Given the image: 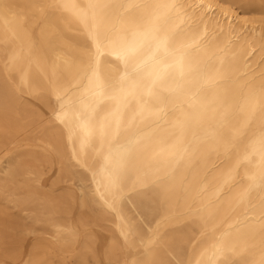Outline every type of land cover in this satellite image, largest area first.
I'll return each instance as SVG.
<instances>
[{
    "label": "bare ground",
    "instance_id": "obj_1",
    "mask_svg": "<svg viewBox=\"0 0 264 264\" xmlns=\"http://www.w3.org/2000/svg\"><path fill=\"white\" fill-rule=\"evenodd\" d=\"M0 264H264V0H0Z\"/></svg>",
    "mask_w": 264,
    "mask_h": 264
},
{
    "label": "rangeland",
    "instance_id": "obj_2",
    "mask_svg": "<svg viewBox=\"0 0 264 264\" xmlns=\"http://www.w3.org/2000/svg\"><path fill=\"white\" fill-rule=\"evenodd\" d=\"M24 101H25V103L29 104V106H30L32 109L37 110L38 107H37V103H36V102H34L33 100L28 99V98H25ZM14 215H15V212H14ZM105 233H107V232H105ZM102 235H103V240L105 241V239H104L105 234L102 233ZM25 245H28V242H27V241H26Z\"/></svg>",
    "mask_w": 264,
    "mask_h": 264
}]
</instances>
